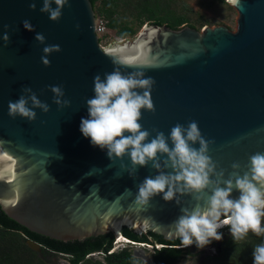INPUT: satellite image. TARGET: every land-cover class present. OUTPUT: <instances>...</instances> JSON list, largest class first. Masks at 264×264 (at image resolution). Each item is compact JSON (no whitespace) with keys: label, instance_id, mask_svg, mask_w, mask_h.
<instances>
[{"label":"water","instance_id":"water-1","mask_svg":"<svg viewBox=\"0 0 264 264\" xmlns=\"http://www.w3.org/2000/svg\"><path fill=\"white\" fill-rule=\"evenodd\" d=\"M33 2L35 10L29 7ZM226 2L237 12L234 30L145 23L134 37L102 47L90 0H68L57 21L40 12L43 0H0V209L5 215L63 242L108 233L118 238L123 227L178 239L170 226L181 208L206 207L211 190L177 194L179 205L165 201L163 193L138 204V186L158 172L151 162L133 170L127 154L110 160L81 134L80 121L88 117L86 101L94 97L96 75L142 73L154 80L155 111L141 109L139 120L150 133L146 142L156 131L167 137L177 123L186 128L195 121L201 136L212 141L207 155L217 172L223 170L221 187L233 163L240 165L235 170L240 176L247 172L249 157L264 153V0ZM25 20L33 31L23 28ZM37 33L44 35L43 44L35 40ZM48 45H59L60 51L49 54L44 66ZM54 85L63 86L61 99L68 106L53 103ZM25 87L49 105L47 113L34 109L31 122L8 115L9 101L19 99ZM238 197L233 189L230 198ZM26 242L43 250L32 239Z\"/></svg>","mask_w":264,"mask_h":264},{"label":"clouds","instance_id":"clouds-1","mask_svg":"<svg viewBox=\"0 0 264 264\" xmlns=\"http://www.w3.org/2000/svg\"><path fill=\"white\" fill-rule=\"evenodd\" d=\"M67 2L68 0H43L40 12L48 13L51 21H57ZM53 3L55 8L51 6ZM29 7L35 10V2ZM23 28L28 31L34 30L28 20L23 21ZM3 40L5 43L9 40L7 33L3 35ZM35 40L43 44L45 37L37 33ZM59 51V45L45 46L44 55L41 56L42 64L49 66L50 61L47 56ZM153 84L154 80L150 77L143 78L142 73L125 75L119 71H113L106 73L103 79L100 75H96L93 79L94 97L86 101L88 117L81 118L80 121L81 134L90 138L92 146L106 150L110 160L127 154L133 170L136 166L144 167L151 162L152 168L158 174L155 177H146L138 186L136 198L138 204L146 205L150 197L163 193L162 198L165 201L174 200L179 205L180 199L177 194L211 190L206 207H201L197 203L191 211L181 208L182 215L170 226L174 230L173 235L179 238L181 247H188L195 243L198 248H203L213 240L219 241L222 239V233L218 230L224 226H229L233 240L243 239L249 232L255 235L264 233V227H262L264 153L257 152L249 157L248 171L242 176L235 171L240 165L233 163L231 177L223 181V187H221L223 170L217 172V164L207 155L212 141H206L201 136L197 122H190L186 128L177 123L171 128L167 137L163 132L153 129L156 131L155 137L150 142H146L150 133L142 130L139 120L141 109L155 111L150 96ZM138 89L143 91L138 92ZM22 91L24 94L19 99L8 103L10 117L18 115L31 122L36 118L34 109L39 108L44 113L49 111V105L41 102L30 88L25 87ZM50 91L53 93V103L58 107L63 108L69 105L68 100L61 99L64 96L62 85L50 86ZM29 103L31 107L28 106ZM169 140L172 144L171 148ZM197 143L198 149L193 147ZM161 157L164 158L161 159ZM168 168H171V173L164 171ZM211 176H216L217 179H210ZM233 189L239 192L237 199L230 198ZM200 199L201 197L197 195L196 200ZM120 237L126 239L123 240L122 249L136 248L128 240L130 238L124 235ZM117 239L114 238L112 245ZM141 248L147 249L146 246ZM100 253L96 255H102ZM252 257L253 264H264V243L255 247Z\"/></svg>","mask_w":264,"mask_h":264},{"label":"trees","instance_id":"trees-1","mask_svg":"<svg viewBox=\"0 0 264 264\" xmlns=\"http://www.w3.org/2000/svg\"><path fill=\"white\" fill-rule=\"evenodd\" d=\"M96 16H102L106 20V28L113 29L115 34L124 38L126 36L134 37L137 28L146 23L163 24L162 17L167 9L161 8L165 2L169 0H90ZM227 3L226 0H222ZM100 3L99 9L96 10V4ZM155 8L158 14L147 10L149 5ZM132 6L133 14L130 20H119L118 11L120 6ZM97 11V12H96ZM99 12V13H98ZM156 14V16H155ZM133 23H137V27H133ZM187 23L191 27L200 29L203 25L195 26L187 21V18L180 17L178 22L166 24L176 29L182 24ZM140 27V28H141ZM102 38H100L101 40ZM263 222H264V218ZM264 227V223L262 224ZM122 234L134 241L147 243H160V249L151 250L153 263H146L140 259L133 257L132 248H124L107 253L112 247L114 237L111 233L88 237L82 241L74 240L63 242L55 240L43 235L29 231L25 227L16 223L5 215L0 209V264H45L41 259L38 251L30 248L26 242L32 239L43 246V254H63L68 257L69 264H176L183 259L184 255L190 250L189 247H181L179 238L176 240L166 241L161 235L151 232L138 235L132 230L123 227ZM248 240H233L230 236L222 248L220 256L215 257L216 264H251L253 250L256 246L264 243V233L255 235L249 232L246 236ZM213 240L211 243H214ZM195 244V243H193ZM101 252L104 259H95L94 257H86L90 253Z\"/></svg>","mask_w":264,"mask_h":264},{"label":"rangeland","instance_id":"rangeland-1","mask_svg":"<svg viewBox=\"0 0 264 264\" xmlns=\"http://www.w3.org/2000/svg\"><path fill=\"white\" fill-rule=\"evenodd\" d=\"M167 4L170 8L167 7L165 2L161 5V8L167 9V11H164L165 15L162 19L169 24L172 22H178L180 17L183 16L184 18H187V21L190 24H194L196 27L203 24L210 26L225 25L231 30L235 29L237 12L232 6L228 3H224L222 0H169L167 1ZM148 5L149 7H147V10L151 9L152 12L158 14L155 8L151 7L150 4ZM99 6L100 3H97L95 7L98 11H100ZM133 12L132 6L124 5L119 7L117 15L119 20H130ZM137 26V23H133V27L136 28ZM140 27L141 26L137 28V33L141 29ZM131 37L132 36H126L124 38H120L115 34L113 29L106 28L105 33L101 34L100 38L102 39L100 40V44L102 47H108L115 41H121L122 39H128ZM263 223L262 219V224ZM218 232L222 233V239L218 241V243H220L221 247H219L221 250L216 247V242L215 244L210 243L203 248H198L196 244H192L191 249L187 253L188 256L185 255L183 259L176 264H216L217 260L215 257L220 256L222 248L225 245V241L231 236L229 226L218 230ZM246 240H248V237H244L238 241ZM132 249L136 257L144 260H150V256L152 254L151 250L140 247ZM39 253H41L39 255L45 264H69L68 257L61 253L47 255H44L42 251ZM100 254L102 255H96L94 258H99L101 260L103 253ZM250 261L251 264H253V257H250Z\"/></svg>","mask_w":264,"mask_h":264},{"label":"built area","instance_id":"built-area-1","mask_svg":"<svg viewBox=\"0 0 264 264\" xmlns=\"http://www.w3.org/2000/svg\"><path fill=\"white\" fill-rule=\"evenodd\" d=\"M96 19H97V22H96V33L99 34L100 37H101V34L105 33V31H106V20L103 17H101V16H96ZM121 239L126 240L123 237H121ZM128 240L132 244H134L136 248H138V247L141 248V247H145L146 246L147 249L153 250L155 247L156 248L162 247V244H159V243H143V242H136V241H133V240H130V239H128ZM123 247H124V241H118V239H117L116 242L112 245V248L110 249V251H108V252H112L113 250H120ZM115 248H117V249H115ZM96 254H99V252L90 253L87 256L96 255Z\"/></svg>","mask_w":264,"mask_h":264},{"label":"flooded vegetation","instance_id":"flooded-vegetation-1","mask_svg":"<svg viewBox=\"0 0 264 264\" xmlns=\"http://www.w3.org/2000/svg\"><path fill=\"white\" fill-rule=\"evenodd\" d=\"M163 24H169V23H163ZM184 25H188L187 23H184V24H182L181 26H184ZM180 26V27H181ZM190 26V25H189ZM216 242V247H218V249H220L221 250V246H220V243H218V241H215ZM215 242L214 243H212V244H215ZM220 246V247H219ZM189 249H191V246L189 247ZM133 255V257L134 258H136V259H140V260H142L143 262H146V263H153V257L152 256H150V260H144V259H142V258H139V257H136L135 255H134V253L132 254ZM185 255H187V254H185ZM184 255V256H185ZM188 256V255H187ZM101 259H104L103 258V256H101ZM181 261V260H180ZM178 263V262H177Z\"/></svg>","mask_w":264,"mask_h":264},{"label":"bare ground","instance_id":"bare-ground-1","mask_svg":"<svg viewBox=\"0 0 264 264\" xmlns=\"http://www.w3.org/2000/svg\"><path fill=\"white\" fill-rule=\"evenodd\" d=\"M223 228H225V226L224 227H222V228H220L219 230H221V229H223ZM118 241H123V239H121V237H118ZM117 247V246H116ZM118 248V247H117ZM117 248H115V249H117Z\"/></svg>","mask_w":264,"mask_h":264}]
</instances>
